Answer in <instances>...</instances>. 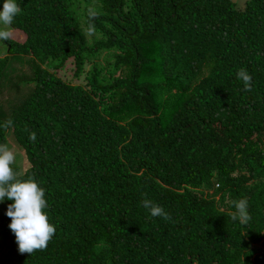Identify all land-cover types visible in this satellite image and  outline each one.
Instances as JSON below:
<instances>
[{
  "label": "trees",
  "instance_id": "obj_1",
  "mask_svg": "<svg viewBox=\"0 0 264 264\" xmlns=\"http://www.w3.org/2000/svg\"><path fill=\"white\" fill-rule=\"evenodd\" d=\"M17 3L0 144L11 131L56 232L21 253L0 201V264H264V0ZM240 199L247 225L229 215Z\"/></svg>",
  "mask_w": 264,
  "mask_h": 264
},
{
  "label": "clouds",
  "instance_id": "obj_2",
  "mask_svg": "<svg viewBox=\"0 0 264 264\" xmlns=\"http://www.w3.org/2000/svg\"><path fill=\"white\" fill-rule=\"evenodd\" d=\"M21 9L17 0H4L0 9V40L8 41L13 38L11 25L14 18L20 13ZM88 16L96 18L95 8L88 9ZM94 30V25L89 24V31ZM237 78L243 81L246 89L250 90L251 76L243 68L237 72ZM11 120L3 125L4 128L10 127ZM29 140H36L35 133L29 135ZM15 162V153L7 144H0V201L11 200L7 207L6 215L11 218L10 229L14 232L19 251L21 253L32 254L37 250H44L55 235L56 228L49 222L48 215L44 211L48 207L45 199V190L39 186L34 179L19 180L16 177L12 165ZM236 211L229 215L233 220H239L241 225H247L251 217L248 212V201L240 199L233 202ZM143 207L148 209L153 217H163L168 220L169 214L164 208L152 201L145 199Z\"/></svg>",
  "mask_w": 264,
  "mask_h": 264
},
{
  "label": "rangeland",
  "instance_id": "obj_3",
  "mask_svg": "<svg viewBox=\"0 0 264 264\" xmlns=\"http://www.w3.org/2000/svg\"><path fill=\"white\" fill-rule=\"evenodd\" d=\"M233 1L237 4L238 7H242L243 4L246 2V0H233ZM11 30L13 32L14 38H18V36L22 35L21 32L16 28L11 27ZM5 53H6V48H4V45H2L0 41V56H3ZM30 65H31L30 60L28 59V57L27 58L25 57L23 63H21V66L16 65V67H21L17 69L16 75H23V74L30 75V71H31ZM69 65L70 64L67 65L66 69L59 71L58 75L63 79L69 80L74 83L81 81L80 79H76L72 76V69L70 68ZM14 76H15L14 74L10 73L9 78L15 81L16 78ZM13 138L14 137L11 131H8L6 144L15 153V162L13 164H15L18 167L19 171H23L24 168L28 165V160L23 150L19 147L16 141L13 140Z\"/></svg>",
  "mask_w": 264,
  "mask_h": 264
}]
</instances>
